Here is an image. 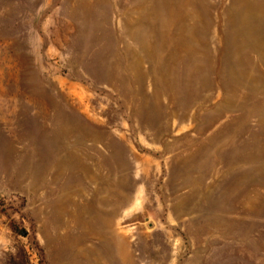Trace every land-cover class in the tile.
Wrapping results in <instances>:
<instances>
[{"label":"rangeland","instance_id":"1","mask_svg":"<svg viewBox=\"0 0 264 264\" xmlns=\"http://www.w3.org/2000/svg\"><path fill=\"white\" fill-rule=\"evenodd\" d=\"M0 264H264V0H0Z\"/></svg>","mask_w":264,"mask_h":264},{"label":"water","instance_id":"2","mask_svg":"<svg viewBox=\"0 0 264 264\" xmlns=\"http://www.w3.org/2000/svg\"><path fill=\"white\" fill-rule=\"evenodd\" d=\"M26 231L25 230H23V233H25Z\"/></svg>","mask_w":264,"mask_h":264}]
</instances>
